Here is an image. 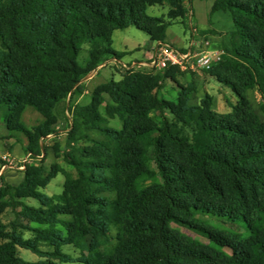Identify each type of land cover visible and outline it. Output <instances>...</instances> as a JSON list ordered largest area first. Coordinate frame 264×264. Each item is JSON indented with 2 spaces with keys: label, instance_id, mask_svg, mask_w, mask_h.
<instances>
[{
  "label": "trees",
  "instance_id": "obj_1",
  "mask_svg": "<svg viewBox=\"0 0 264 264\" xmlns=\"http://www.w3.org/2000/svg\"><path fill=\"white\" fill-rule=\"evenodd\" d=\"M183 1L0 0V114L6 129L14 137L23 135L31 145L51 133L52 108L102 55L113 53L112 32L134 27L151 40H162L166 26L148 16L146 7L165 3L174 17L181 18ZM212 9L227 10L234 26L236 40L229 55L212 63H218L212 73L215 79L236 97L231 112L226 116L213 112L209 97L190 106L187 91L175 102L159 100L143 91L138 72L102 84L87 105L71 112L68 141L75 145L69 164L75 177L65 181L61 194L53 199L39 190L56 175L54 167L25 166L16 186L0 179V215L10 209L15 219L27 223L58 222L68 236L53 233L54 250L41 252L37 238L49 231L30 228L37 238L25 240L17 233L15 220L8 224L0 220V264L74 262L60 251L61 245L92 231L104 237L120 217L128 219L121 226L128 239L120 243L118 254L90 255L98 248L91 244L86 247L88 257L78 260L81 264H215L213 258L217 264L247 263L237 244L196 225L194 216L228 220L245 234L264 220V124L243 95L256 87L264 102V0H215ZM83 44L90 47L85 69L76 63ZM170 69L175 68L165 70ZM102 92L113 101L110 115L123 113L127 122H139L149 109L167 110L175 123L164 121L158 130L109 128L98 111ZM25 108L44 117L32 132L19 121ZM79 140L92 148L76 145ZM142 144L152 148L161 183L136 191L137 179L154 175L147 168V147ZM120 188L122 195H117ZM26 198L39 206L24 204ZM249 205L255 206L254 214L246 211ZM59 215L71 220H58ZM170 224L202 233L217 250L212 255L180 246ZM18 247L46 259L23 260L16 253ZM222 247H229L230 254L219 251ZM251 264H264V258Z\"/></svg>",
  "mask_w": 264,
  "mask_h": 264
},
{
  "label": "rangeland",
  "instance_id": "obj_2",
  "mask_svg": "<svg viewBox=\"0 0 264 264\" xmlns=\"http://www.w3.org/2000/svg\"><path fill=\"white\" fill-rule=\"evenodd\" d=\"M215 0H184V14L181 18L174 17L170 8L165 3L152 4L146 7L145 13L154 18H158L166 28L162 40H151L148 36L134 27H128L123 30H115L111 34L110 50L111 54L102 55L98 64L73 86L61 102L54 105L50 112L54 123L51 125L52 132L44 137H39L35 144H29L26 137L19 135L14 137L6 129L3 117L0 114V149L9 153L8 159L12 162L30 155L33 159L27 161L25 166L43 165L47 170L53 168L57 170L56 175L48 184L39 189L41 193L53 198L62 193L65 181L68 178L75 177V171L69 164L71 159V147L75 144L68 141V136L72 128L73 119L71 112L78 106L87 105L93 93L99 86L109 81H120L124 76L138 72L143 76V91L159 100L175 102L179 94L187 91L188 105L198 106L205 97L210 99V109L221 116H226L231 112V105L236 103V97L218 82L212 73L217 71L218 63L213 64L212 68L204 72L182 71L178 68L170 70H151L141 65L142 62H150L153 48L157 42L165 43L169 46L181 50L188 48L194 52L216 51L220 54V59L228 56L227 50L235 43L234 26L232 18L227 10H213L212 6ZM190 15V20H189ZM154 38L159 36L156 27L153 28ZM88 44H83L76 57V63L79 68L85 69L89 62ZM222 60V59H221ZM133 63L132 68H128ZM124 64V65H121ZM144 66V67H142ZM150 70V71H149ZM243 95L251 106L258 120L264 124V102L256 87L244 90ZM113 105L112 99L106 93H100V105L98 111L105 119L109 128L120 131L136 126L144 130H158L162 127L164 121L175 123L173 116L167 110L149 109L144 119L139 122H127L125 114L114 113L110 115L109 108ZM19 121L24 128L32 132L44 120V117L31 108H25L19 114ZM189 132V131H187ZM155 133H151L154 135ZM76 145L92 148L89 142L79 140ZM144 149L147 146L143 144ZM34 150V151H31ZM39 151L36 153V151ZM35 152V153H34ZM0 153V155H2ZM147 157V168L154 172L151 177H141L137 179L136 191L145 189L157 183L161 179L157 174L153 162L152 148L145 149ZM14 170V169H10ZM120 188L117 195H122ZM111 198H115L112 194ZM54 199V198H53ZM225 203L232 204L228 197L223 198ZM55 201V200H53ZM22 202L28 206L38 207V202L31 198L23 199ZM234 206V204H232ZM93 208V207H90ZM247 212L254 214L255 206L249 205ZM58 220H71L70 216H57ZM0 220L8 224L15 220L17 233L25 240L37 238L30 228L49 231L48 235H41L37 238V248L41 252H52L54 250L52 237L53 233L60 231L63 236H68L67 232L60 223L35 224L27 223L19 218L15 219L10 209H6L1 215ZM194 223L204 230L214 232L229 242L237 244L239 250L243 251L247 257V263L259 262L264 258V220L254 225L250 233H244L242 227L236 226L228 220L215 218L209 215L196 214ZM128 219L120 217L119 223L110 228L104 237H100L94 231L85 234L84 237L71 239V243L60 246V251L68 255L74 262L63 264H81L78 260L85 256L88 257L86 247L91 244H97L98 248L92 251L90 255L99 254H118V247L122 241L128 239L126 234L121 231V226ZM171 235L175 242L182 247L192 250L203 251L213 255V250L217 246L212 244L202 233L194 230L170 224ZM49 236V234H51ZM71 238V237H70ZM104 239L106 241L104 242ZM219 251L230 254L229 247L219 248ZM17 255L23 260L34 262L41 258L26 249L17 248ZM216 263L215 258H213ZM77 260V261H76ZM58 263L57 259H54Z\"/></svg>",
  "mask_w": 264,
  "mask_h": 264
},
{
  "label": "built area",
  "instance_id": "obj_3",
  "mask_svg": "<svg viewBox=\"0 0 264 264\" xmlns=\"http://www.w3.org/2000/svg\"><path fill=\"white\" fill-rule=\"evenodd\" d=\"M190 20V15H189ZM220 54L216 51L194 52L191 45L183 50L169 46L162 42H157L153 48L149 63L142 62L148 68L165 70L169 67L178 68L182 71L201 72L202 68H207V64L213 60H218ZM124 65V64H121ZM128 67H133V63ZM144 67V66H142ZM33 158L27 155L17 163L11 162L7 154L0 155V169H14L22 171L27 161Z\"/></svg>",
  "mask_w": 264,
  "mask_h": 264
},
{
  "label": "crops",
  "instance_id": "obj_4",
  "mask_svg": "<svg viewBox=\"0 0 264 264\" xmlns=\"http://www.w3.org/2000/svg\"><path fill=\"white\" fill-rule=\"evenodd\" d=\"M7 154L3 149H0V153ZM20 160V156L17 160H13L12 162L17 163ZM0 179H3L6 183L12 186L18 185L23 179V170H10V169H0Z\"/></svg>",
  "mask_w": 264,
  "mask_h": 264
},
{
  "label": "bare ground",
  "instance_id": "obj_5",
  "mask_svg": "<svg viewBox=\"0 0 264 264\" xmlns=\"http://www.w3.org/2000/svg\"><path fill=\"white\" fill-rule=\"evenodd\" d=\"M219 59H220V58H219ZM219 59H218V60H213V61H211L210 63L207 64V68H202L201 71H204V70L209 69L210 66L212 65V63H215V62L219 61ZM128 68H132V67H128ZM149 69H150V68H149ZM150 70H151V69H150ZM150 70H149V71H150ZM151 71H152V70H151Z\"/></svg>",
  "mask_w": 264,
  "mask_h": 264
}]
</instances>
